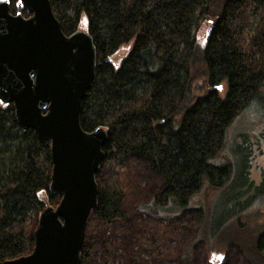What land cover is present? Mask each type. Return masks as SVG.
Wrapping results in <instances>:
<instances>
[{
	"label": "trees",
	"instance_id": "1",
	"mask_svg": "<svg viewBox=\"0 0 264 264\" xmlns=\"http://www.w3.org/2000/svg\"><path fill=\"white\" fill-rule=\"evenodd\" d=\"M16 1L9 0L11 14ZM48 1L65 36L83 30L91 37L95 76L79 125L107 135L80 264H90L103 246L106 228L126 219L116 169L130 158L160 185L147 207L155 216L171 223L195 210V220L181 222L184 230L236 249L246 264H264V231L257 241L222 237L204 203L207 191L218 193L234 171V164L219 163L228 127L264 97V0ZM49 155L32 130H21L12 105H0V263L31 252L39 213L59 202L48 191Z\"/></svg>",
	"mask_w": 264,
	"mask_h": 264
},
{
	"label": "water",
	"instance_id": "2",
	"mask_svg": "<svg viewBox=\"0 0 264 264\" xmlns=\"http://www.w3.org/2000/svg\"><path fill=\"white\" fill-rule=\"evenodd\" d=\"M9 5L0 0V105H12L21 130L49 146L48 191L59 202L39 213L31 252L0 264H80L107 139L103 128L84 132L79 125L95 49L87 32H61L48 0H17L15 14Z\"/></svg>",
	"mask_w": 264,
	"mask_h": 264
},
{
	"label": "rangeland",
	"instance_id": "3",
	"mask_svg": "<svg viewBox=\"0 0 264 264\" xmlns=\"http://www.w3.org/2000/svg\"><path fill=\"white\" fill-rule=\"evenodd\" d=\"M254 21L253 13L249 28ZM219 94L224 97L225 85ZM223 157L220 165L234 164V171L218 193L207 191L204 203L213 213L211 224L222 237L257 241L264 231V97L230 124ZM116 171L127 199L126 219L100 235L103 246L94 249L90 264H246L236 249L209 243L194 228L181 227V222L195 220L197 211H183L171 223L149 211L160 185L141 161L130 158Z\"/></svg>",
	"mask_w": 264,
	"mask_h": 264
}]
</instances>
